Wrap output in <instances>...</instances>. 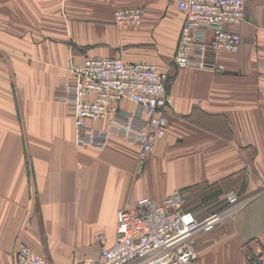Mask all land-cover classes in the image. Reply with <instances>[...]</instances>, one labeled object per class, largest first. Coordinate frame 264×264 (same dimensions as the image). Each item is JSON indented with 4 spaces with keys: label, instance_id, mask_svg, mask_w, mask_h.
<instances>
[{
    "label": "crops",
    "instance_id": "crops-1",
    "mask_svg": "<svg viewBox=\"0 0 264 264\" xmlns=\"http://www.w3.org/2000/svg\"><path fill=\"white\" fill-rule=\"evenodd\" d=\"M132 8L143 9L140 25H115L113 12ZM245 10L232 27L241 46L219 55V73L173 65L184 20L175 0H77L25 46L0 31V264H17L20 243L52 264L96 260L119 210L176 190L196 219L224 215L195 237L193 264H251L255 243L264 248V0H245ZM86 58L150 63L168 76L166 133L144 161L115 137L103 150L76 144L58 88L74 82L65 63Z\"/></svg>",
    "mask_w": 264,
    "mask_h": 264
},
{
    "label": "built area",
    "instance_id": "built-area-1",
    "mask_svg": "<svg viewBox=\"0 0 264 264\" xmlns=\"http://www.w3.org/2000/svg\"><path fill=\"white\" fill-rule=\"evenodd\" d=\"M184 20L173 55L177 69L219 73L224 65L221 53H236L242 43L232 27L245 19V0H175ZM143 9L113 12L117 26H138ZM72 75L70 86H61L64 102L74 117L79 146L103 150L112 137L138 148L144 161L155 143L165 136L172 98L166 90L168 76L150 63L125 62L120 58H86L80 64L67 61ZM134 105L127 112L120 104ZM106 121V129L90 123ZM229 204H238L236 195H227ZM185 198L178 190L156 203L138 200L116 215V234L111 246L103 247L96 260L75 264H193L195 237L210 230L224 215L196 219L184 208ZM17 264H52L28 245L20 243L13 251ZM251 264H264V248L255 243L247 253Z\"/></svg>",
    "mask_w": 264,
    "mask_h": 264
},
{
    "label": "rangeland",
    "instance_id": "rangeland-1",
    "mask_svg": "<svg viewBox=\"0 0 264 264\" xmlns=\"http://www.w3.org/2000/svg\"><path fill=\"white\" fill-rule=\"evenodd\" d=\"M76 6L77 0H0V31L11 45L33 44L54 24L62 23L66 13H74ZM168 83L169 78L166 90Z\"/></svg>",
    "mask_w": 264,
    "mask_h": 264
}]
</instances>
